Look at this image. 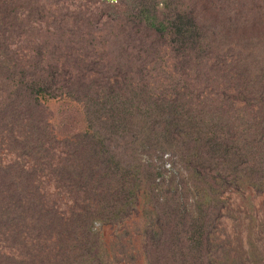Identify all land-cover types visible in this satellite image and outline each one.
Instances as JSON below:
<instances>
[{
  "label": "rangeland",
  "instance_id": "rangeland-1",
  "mask_svg": "<svg viewBox=\"0 0 264 264\" xmlns=\"http://www.w3.org/2000/svg\"><path fill=\"white\" fill-rule=\"evenodd\" d=\"M163 1L0 0V185L4 178L10 176L8 165L13 163L18 170L20 163L25 160L28 161L25 168L33 176L29 182L24 176L19 188L22 191H39L46 197L47 207L63 213L64 220L74 217L78 212H84L85 208L92 211V207L95 209L100 206V200L95 198L94 192L62 188L64 186L59 183L57 176L61 173L60 168H68L72 164H67L66 161L73 153L78 154V157L81 153L86 155L77 159L76 165L68 169H76L84 159L89 160L90 150L94 149L97 153L100 147L82 142L80 138L83 135L88 136L89 143L100 142L107 153L113 150L122 156L123 153L117 151L110 140L113 134L107 132V138L103 139L105 141L93 140V136L102 128L115 133L114 126L124 124L120 121L111 125L105 119V126L99 127L101 122L96 126L91 125L84 104L75 101L77 87L73 85V81L67 80L71 78L80 82L100 80L103 86L108 85L105 82H115L118 88L123 83H131L135 93H144L139 96L142 106L151 101L152 95L169 88L173 83H180L182 86L188 79L192 85L188 93L187 90L186 93L183 91L184 104L193 112L194 118L212 117L215 113L226 121L239 116L243 120L239 119L237 123L250 128V138L264 150V130L258 127L261 126V120L256 119L258 107L252 106L254 103L250 101L240 105L236 100L238 104L227 102L224 92L227 91L228 84L221 83L222 73L211 70L215 60L209 58L210 54L219 53L225 57L222 62L236 68L243 66L251 75L258 69L264 71V26L259 30L260 36L256 37L253 24L244 20H240L241 24H238L233 19L239 29L236 30L237 33L231 32V39L227 41L221 35L224 23L217 24L218 18L208 14V3L224 7L225 10L241 6L246 11V6H251L246 1H258L260 4L263 0H167L166 6L160 9L159 4ZM195 9L205 40L215 48L208 52V57L198 60L203 67L198 77L191 73L190 68H183L185 61L174 53L168 32L162 34L151 29L146 20L148 11L158 13L161 19L167 17L170 21H177L183 13L189 14ZM233 15L235 16L234 13ZM192 63L196 65L198 62L193 60ZM58 71L63 81L52 89L51 85L55 84L52 76ZM39 78H42V85L51 94L42 105L38 104L40 99L32 93L33 82ZM27 83L31 84L30 91L22 87ZM13 101L16 102L14 108L11 107ZM27 109L33 113L32 124L35 111L46 116L45 122L35 128L36 133L42 132L40 139L48 144L41 146L32 158L21 155L29 136L27 126H31L29 119L22 113ZM149 109L152 108L145 107V114L148 116ZM149 119L155 133L156 126L164 130L162 128L167 122L165 118L150 116ZM39 127L45 132L39 130ZM31 129L33 146L34 126ZM133 134L136 137L133 144L140 139L129 146L131 150L134 149L132 153L146 154V148L150 145L157 146V141L151 138L153 134L147 131L140 134L138 129ZM144 136L147 137V147ZM141 158L150 159L149 155ZM98 159L103 160L101 156ZM170 159L171 166L166 169L169 170V175L176 174L179 168L176 166L178 156L170 154ZM41 168H48L45 174H42ZM187 171L183 169L184 175H187ZM244 174H239L242 177L235 181L216 187L215 191L210 189L211 185L196 187L201 190L199 195L195 190L196 195L192 200L199 202L200 198L201 201L206 198L208 203V208H205L206 205H199L201 209H206L204 214L207 215L200 221L203 229L205 223L208 226L205 237L199 238L204 242L203 245L198 242L191 245L190 239L185 235L188 229H184L182 221H178V216L172 213L169 216L170 222L160 235L154 236L157 216L155 219V214L152 213L153 204L149 200L152 189L145 179L136 191L131 190L125 195L113 194L117 199L135 192L136 198L121 204L118 202L112 207L117 208L115 216L96 221L92 239H83L82 232L78 230L81 237L50 239L47 243L42 239L44 243L40 245L44 246L36 247L44 252L47 264H52L53 261L68 264L64 260V253L75 257L85 254L93 264H158L162 258L171 256L173 245L177 241L179 248L187 249L188 264H212L215 253L219 255L220 264H264V183L254 181ZM103 175L106 176L107 172L104 171ZM173 186L175 183L170 187ZM109 188L108 185H101V192L107 194ZM164 190H169L167 183ZM204 190L208 191L207 194ZM154 209L158 211L159 208ZM193 210L195 214L189 216L188 224L199 218L195 206ZM179 233L182 236H176ZM79 240L83 242L80 243ZM3 247V244L0 245V252L5 250ZM201 247H204V251ZM212 248L211 253L209 249ZM243 260L245 263H242ZM82 263L84 261L81 259L76 262Z\"/></svg>",
  "mask_w": 264,
  "mask_h": 264
},
{
  "label": "trees",
  "instance_id": "trees-1",
  "mask_svg": "<svg viewBox=\"0 0 264 264\" xmlns=\"http://www.w3.org/2000/svg\"><path fill=\"white\" fill-rule=\"evenodd\" d=\"M166 3H168L167 0H164L163 3L159 4V8L163 9ZM248 3H251V6H246V11L242 10L241 6L225 10L224 7L221 8L214 3H208V14L218 18L217 24L224 23L221 35L227 41L231 39V32L237 33L236 30L239 29L234 24L233 19H236L238 24H241L240 20L249 21L248 23L253 24L256 29L255 36H260L259 30L261 31L264 26V0L260 4L258 1H246V4ZM195 12L196 9L189 14L183 13L177 18V21H170L167 17L161 19L158 13L148 11L146 20L151 29L162 34L168 32L171 36L170 43L174 53H177V56H181L185 61V64H182L183 68L185 70L190 68L191 73L198 77L203 68L198 60L201 57H208L210 51H214L215 48L209 41L205 40V35L199 25L200 18ZM215 21L214 19L213 22ZM209 58L215 60V63L210 67L211 70L222 73L221 83L228 84V89L224 92L227 96V102L233 105L238 104L236 101L240 102L239 105L246 103V101L253 102L254 105L252 106L258 107L256 119L261 120L259 123L261 126L258 127L264 130V93H262L264 91V71L258 69L251 75L243 66L236 68L222 62L225 57L219 53L218 55L210 54ZM193 60L198 63L194 65ZM58 72L52 76L55 82L51 85L52 89L56 87V84L63 81L60 78V72L59 74ZM195 79L193 78V80ZM41 80L42 78L35 80L32 85L34 88L32 93L40 99L38 100L39 105H42L47 96L50 97L51 95L42 85ZM67 80L73 81V85L77 87L75 101L84 104L91 125L96 126L97 123L101 122L99 127L105 126V119H108L105 121L111 125L120 121L123 122L124 126H114L115 133L113 130L110 132L102 128L93 136V140L105 141L103 139L107 138L108 133L113 134L114 136L110 140L115 145L116 150L123 155L119 156L113 150L107 153L100 142L89 143L87 141L88 136L83 135L80 138L82 142L100 147V150L98 149L97 153L94 152V149L90 150L89 160L84 159L76 169L68 168L76 165V160L84 158L86 154L81 153L79 157L75 153L70 155L66 163L72 162V164L68 168H60L61 173L57 176L58 181L64 186L62 188H69L71 191L90 192L91 190L95 193V198L100 200L98 203L100 206L95 209L92 207V211L85 208L84 212H78L74 215L75 218L70 217L65 220L64 214L60 213L59 210L47 207L46 197L41 195L39 191L34 189L22 191L19 188L18 185L23 183L21 179L24 176L27 182L32 179L33 175L31 172H27L25 168V163L28 161H22L18 170L15 164L8 165L7 170L10 176L7 179L4 178L0 185V245L3 244V248H5L3 252H0V264H47L44 252L41 251V253L36 247L44 246V244L40 245L44 243L42 239L46 240L45 243L50 239H76L81 234L78 230L82 232L83 239H92L95 235L96 221L115 216L114 213L117 208L112 207L118 202L121 204V202L136 198L135 192L127 197L121 196L117 199L113 194L125 195L131 190L136 191L138 185L144 183L145 179L152 189L149 198L153 204L151 205L152 213L155 214V219L157 216L154 236L160 235L159 233L165 225L170 222L169 216L172 213L178 216V221H182L184 229H188L185 235L187 239H190L191 245L194 242L203 245L204 242L199 238L205 237L204 234L208 232V226L205 223L203 229L200 221L207 215L204 214L206 209H201L199 205H206L205 208H208V203L206 198H203L202 201L200 198L199 202L192 200L196 195L195 190L197 189V195L201 190L196 187L211 185L210 189L215 191L216 187H222L232 180L235 181L244 173L252 180L264 183V150L258 142L250 138L252 136L250 128H244L237 123L239 119L243 120L239 116L226 121L220 119V116L215 113L212 117L194 118L193 112L187 109L184 104L183 91L186 93L187 90L188 93L192 85L188 79L185 80L183 87L180 83H173L169 88L166 87L158 94L152 95L151 101L146 105L144 104V107L139 98L144 93H135L131 83L129 85L123 83L118 88L115 82H105L108 85L103 86V82L100 80H89L90 82L74 81L72 78ZM29 85L31 84H23L22 87L30 91ZM261 93L263 97H261ZM23 97L27 99L26 95ZM149 106L152 109H149L150 113L148 114L150 115L148 116L145 114V107ZM11 107H16L15 101L11 102ZM22 113L29 119L31 125L30 128L27 126L29 136L21 154L24 158H28L33 157L41 146L48 144V142L40 139L42 132L36 133L35 128L36 125L45 122L46 116L35 111L34 124H32L33 113L31 110H23ZM150 116L165 118L167 122L162 128L164 130L156 126L157 132L155 133L151 129ZM159 122H161L160 119ZM32 126H34L35 132L33 146L31 144L33 140L31 136ZM137 129L140 134L146 131L153 134L151 138L157 141V146L150 145L149 148H146L148 151L146 154L132 153L134 149L131 150L129 147L136 139L133 133ZM39 130L45 132L41 127ZM146 139L147 137L144 139V144L146 143L145 146L147 147ZM141 151H143L142 148ZM168 153L173 157L178 156L176 166L179 168L176 174L169 175V170L166 169L171 166L172 161ZM146 155H149L150 159L143 160L141 157ZM99 156L103 160L98 159ZM41 169L42 174H45L48 168ZM183 169L188 170L187 175H184ZM104 171L107 172L106 176L103 175ZM165 183L168 184V192L164 190ZM174 183L175 186L170 187ZM101 185L110 186L107 189V194L101 192ZM207 192L204 190L205 194ZM170 206L172 211H170ZM194 206L198 210L199 218H195L191 224H188L189 216L192 213L195 214ZM154 208L161 209L155 211ZM177 235L182 236V233ZM65 241L70 242V240ZM79 242L82 243L83 241L79 240ZM179 245V242L175 241L176 247L173 245L171 256L162 258L158 264H188L187 249L184 247L181 249ZM201 250L204 251V247H201ZM209 250L212 253L213 248ZM214 256L215 259L212 264H220L219 255L215 253ZM78 259L84 261L82 264H93L91 259L85 257V254L75 257L70 253H64V260L68 264H76ZM242 263L245 261L243 260ZM52 264H57V262L53 261Z\"/></svg>",
  "mask_w": 264,
  "mask_h": 264
},
{
  "label": "water",
  "instance_id": "water-1",
  "mask_svg": "<svg viewBox=\"0 0 264 264\" xmlns=\"http://www.w3.org/2000/svg\"><path fill=\"white\" fill-rule=\"evenodd\" d=\"M107 1H118V0H107Z\"/></svg>",
  "mask_w": 264,
  "mask_h": 264
}]
</instances>
